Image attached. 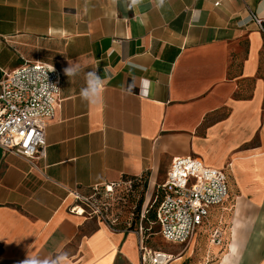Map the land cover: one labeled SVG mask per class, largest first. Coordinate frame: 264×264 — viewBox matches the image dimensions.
I'll list each match as a JSON object with an SVG mask.
<instances>
[{
	"label": "crops",
	"instance_id": "0c3cea01",
	"mask_svg": "<svg viewBox=\"0 0 264 264\" xmlns=\"http://www.w3.org/2000/svg\"><path fill=\"white\" fill-rule=\"evenodd\" d=\"M252 13L264 18V0H0V80L34 62L62 74L45 157L0 146V264H141L139 222L114 230L71 211L70 191L123 175L142 179L146 244L170 264H264V34ZM91 71L104 87L86 102ZM182 156L229 185L187 246L152 231Z\"/></svg>",
	"mask_w": 264,
	"mask_h": 264
},
{
	"label": "built area",
	"instance_id": "2783aa9c",
	"mask_svg": "<svg viewBox=\"0 0 264 264\" xmlns=\"http://www.w3.org/2000/svg\"><path fill=\"white\" fill-rule=\"evenodd\" d=\"M219 3V1L217 2ZM252 20L264 34V18L252 13ZM61 72L42 62L27 63L6 71L0 80V146L6 153L25 157L32 164L44 158L46 128L60 105ZM142 179L123 175L114 182L91 187L89 194L70 191L74 197L71 211L96 218L114 230H126V205L139 198ZM228 176L222 169L210 167L200 157H175L155 199V224L168 242L187 246L205 224L213 207L228 200ZM141 211L138 232L141 264H170L171 255L146 244L150 230L143 225ZM213 243L222 242L219 229L212 232Z\"/></svg>",
	"mask_w": 264,
	"mask_h": 264
},
{
	"label": "clouds",
	"instance_id": "9594fccd",
	"mask_svg": "<svg viewBox=\"0 0 264 264\" xmlns=\"http://www.w3.org/2000/svg\"><path fill=\"white\" fill-rule=\"evenodd\" d=\"M164 0H160L163 5ZM142 3V0H127L128 9L131 10L133 7ZM80 72L78 65H72L66 69L68 76H76ZM86 86L81 89L80 96L83 101L94 102L95 99L100 95L102 88L104 87L103 80L95 72H87L85 74Z\"/></svg>",
	"mask_w": 264,
	"mask_h": 264
},
{
	"label": "trees",
	"instance_id": "16d2710c",
	"mask_svg": "<svg viewBox=\"0 0 264 264\" xmlns=\"http://www.w3.org/2000/svg\"><path fill=\"white\" fill-rule=\"evenodd\" d=\"M144 190L145 189H143V191L141 192L139 198H135L132 200L133 206L129 210V215H127V219L131 216L133 217V225L131 226V228L135 227L137 222H139V217L142 211V200Z\"/></svg>",
	"mask_w": 264,
	"mask_h": 264
},
{
	"label": "rangeland",
	"instance_id": "374dc122",
	"mask_svg": "<svg viewBox=\"0 0 264 264\" xmlns=\"http://www.w3.org/2000/svg\"><path fill=\"white\" fill-rule=\"evenodd\" d=\"M140 195H141V193H140ZM132 200L133 199H131L130 201H129V203L126 205V220H127V215H129V210H130V208L133 206V203H132ZM157 228L155 227V228H153V233H156L157 232ZM221 231V230H220ZM213 232V231H212ZM212 234V233H211ZM211 237V239H212V235L210 236ZM155 238H156V242H155V245H157V246H159V245H161L162 246V241H164L162 238H161V236L157 233L156 234V236H155Z\"/></svg>",
	"mask_w": 264,
	"mask_h": 264
}]
</instances>
